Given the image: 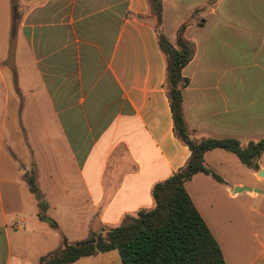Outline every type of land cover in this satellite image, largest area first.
<instances>
[{
    "label": "crops",
    "instance_id": "crops-1",
    "mask_svg": "<svg viewBox=\"0 0 264 264\" xmlns=\"http://www.w3.org/2000/svg\"><path fill=\"white\" fill-rule=\"evenodd\" d=\"M14 1L9 57L10 4L0 0V264H37L27 238L52 252L61 246L54 232L75 243L151 209L152 186L190 151L174 135L146 0ZM161 21L170 42L189 22L183 36L193 55L181 97L192 138L262 139L264 0H161ZM236 159L207 151L204 166L222 181L197 173L184 187L225 264H264V152L255 170ZM29 167L58 231L38 219L23 181ZM70 264L121 262L112 250Z\"/></svg>",
    "mask_w": 264,
    "mask_h": 264
},
{
    "label": "trees",
    "instance_id": "trees-1",
    "mask_svg": "<svg viewBox=\"0 0 264 264\" xmlns=\"http://www.w3.org/2000/svg\"><path fill=\"white\" fill-rule=\"evenodd\" d=\"M146 1L149 14L155 20L157 44L165 60L164 87L174 135L189 149L190 156L176 172L152 186L150 194L154 206L151 209H142L134 217L126 216L117 227L106 228L75 243H69L61 235L60 248L41 257L39 264H70L82 257L112 250L118 252L121 264H225L216 241L194 208L184 184L197 173L222 181L213 170L204 166V154L214 149L234 154L245 167L255 170L256 161L264 152V137L245 145L235 139L192 138L184 121L181 97V90L188 84L181 71L193 55V45L183 36L188 22L177 28L174 40L170 42L162 33L161 0ZM11 13L9 57L13 54L16 31L14 7ZM25 182L37 202L38 219L58 231L57 224L46 216L47 205L34 183V175L25 178Z\"/></svg>",
    "mask_w": 264,
    "mask_h": 264
},
{
    "label": "rangeland",
    "instance_id": "rangeland-1",
    "mask_svg": "<svg viewBox=\"0 0 264 264\" xmlns=\"http://www.w3.org/2000/svg\"><path fill=\"white\" fill-rule=\"evenodd\" d=\"M9 1V4H10V16H11V19H12V11H11V9H12V5H14V3L16 2V1H14V0H8ZM16 4V3H15ZM18 9H19V6H18V4H17V12L19 13L20 12V10L18 11ZM20 14V13H19ZM19 14H17L16 13V15L18 16ZM5 15H8V14H4V16ZM149 19L155 24V20H154V18H153V16H150L149 17ZM188 24H189V22H188ZM9 60H10V58H9ZM8 60V62H10ZM249 62L247 61L246 62V64H248ZM0 108H1V110H2V103L0 102ZM233 156V155H232ZM233 158H235L234 156H233ZM236 162L238 163V164H240L239 163V161L236 159ZM263 162H264V160H263ZM32 167H29V169H28V171L26 172V175H25V178L26 179H28L29 178V176H33L34 174H33V172H32ZM246 170H247V168H246ZM247 172V171H246ZM233 176L234 177H237V178H239V179H241L242 181H243V183H245V185H255L256 183L252 180V178L248 175V173H245V174H242V173H236V172H234L233 173ZM25 178H24V176H23V181L25 182ZM26 183V182H25ZM104 229H106V228H102L101 230H99L98 232H96V233H94V234H99V233H101V231L102 230H104ZM54 235H55V238H56V240H57V243H59L60 241H61V235H62V233H60L59 231L58 232H54ZM12 243H14L13 241H12ZM12 247H13V255L14 256H18V257H20L21 258V255H19L18 254V252L15 250V247L16 246H14L13 244H12ZM59 246H56V249L58 248ZM27 249H28V256H29V259H35L36 261H37V264H39V261H38V257H40V256H45V255H47V254H49V253H51V252H48L47 250H40V241H39V239L38 238H36V237H29V238H27ZM54 251H56L55 249L54 250H52V252H54ZM17 262H16V260L15 259H12V261L10 262V264H16Z\"/></svg>",
    "mask_w": 264,
    "mask_h": 264
},
{
    "label": "water",
    "instance_id": "water-1",
    "mask_svg": "<svg viewBox=\"0 0 264 264\" xmlns=\"http://www.w3.org/2000/svg\"><path fill=\"white\" fill-rule=\"evenodd\" d=\"M258 175L261 176V177H264L263 172H259ZM242 190H244V191H251V190L248 189V188H242V189H236V188H235V189L233 190V192L236 193V192H240V191H242ZM253 191L256 192V190H253Z\"/></svg>",
    "mask_w": 264,
    "mask_h": 264
}]
</instances>
